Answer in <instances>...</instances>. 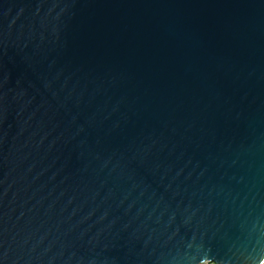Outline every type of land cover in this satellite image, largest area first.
Listing matches in <instances>:
<instances>
[{
	"label": "water",
	"instance_id": "water-1",
	"mask_svg": "<svg viewBox=\"0 0 264 264\" xmlns=\"http://www.w3.org/2000/svg\"><path fill=\"white\" fill-rule=\"evenodd\" d=\"M264 0H0V264H259Z\"/></svg>",
	"mask_w": 264,
	"mask_h": 264
},
{
	"label": "bare ground",
	"instance_id": "bare-ground-1",
	"mask_svg": "<svg viewBox=\"0 0 264 264\" xmlns=\"http://www.w3.org/2000/svg\"><path fill=\"white\" fill-rule=\"evenodd\" d=\"M259 264H264V258L259 262Z\"/></svg>",
	"mask_w": 264,
	"mask_h": 264
},
{
	"label": "built area",
	"instance_id": "built-area-1",
	"mask_svg": "<svg viewBox=\"0 0 264 264\" xmlns=\"http://www.w3.org/2000/svg\"><path fill=\"white\" fill-rule=\"evenodd\" d=\"M204 264H215V263H213V262H208V263H204Z\"/></svg>",
	"mask_w": 264,
	"mask_h": 264
}]
</instances>
